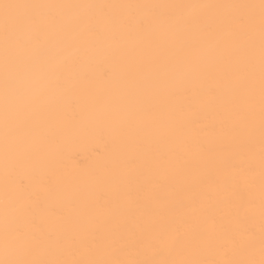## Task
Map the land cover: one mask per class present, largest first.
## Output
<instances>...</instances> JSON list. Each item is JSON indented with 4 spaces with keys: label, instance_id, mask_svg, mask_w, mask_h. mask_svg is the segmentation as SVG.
Masks as SVG:
<instances>
[{
    "label": "bare ground",
    "instance_id": "1",
    "mask_svg": "<svg viewBox=\"0 0 264 264\" xmlns=\"http://www.w3.org/2000/svg\"><path fill=\"white\" fill-rule=\"evenodd\" d=\"M9 2L259 4V0ZM234 11L215 10L223 16ZM80 14L86 16L89 10ZM128 30L135 31L131 25ZM242 31L222 29L207 45L198 41L183 45L158 29L137 38H108L71 69L64 87L48 91L23 109L17 121L20 143L7 158L8 190L31 208L40 224L39 235H28L23 242L41 251L59 248L67 255L73 237L79 238L85 227L100 228L109 236L108 243L119 245L133 239V229L137 236H154V227L165 223L168 241L182 242L185 255L199 246L201 258L219 259L213 248L216 229L208 224L207 215L194 213L193 208H206L226 225L236 212L243 219L245 184L234 165L241 158L245 133L242 125L235 131L230 125L221 126L220 116L207 106L203 83L209 77L220 83L218 111L234 93H242L237 72L245 56ZM178 64L197 65L199 72L188 70L174 84L168 73ZM213 122L216 132L202 137L203 150H184L179 157L172 154L180 138ZM133 158L136 164L129 166ZM5 164L0 106V199ZM53 207L59 214L49 216L47 209ZM177 223L186 229L179 236ZM237 240L243 242L239 235ZM77 258L94 257L81 250ZM140 258L181 257L165 244L159 251L147 249Z\"/></svg>",
    "mask_w": 264,
    "mask_h": 264
},
{
    "label": "snow or ice",
    "instance_id": "2",
    "mask_svg": "<svg viewBox=\"0 0 264 264\" xmlns=\"http://www.w3.org/2000/svg\"><path fill=\"white\" fill-rule=\"evenodd\" d=\"M85 9L89 14L82 16L80 10ZM218 9L235 11L223 16L216 14ZM116 10H122L121 14ZM129 25L134 27V32L128 30ZM234 28L242 29L245 39L244 62L237 69L242 93H234L223 111H218L220 83L209 77L203 83V91L209 110L220 116L221 126L230 125L234 131L243 126L242 155L234 166L244 179L241 196L244 216L242 219L236 212L226 225L219 216L208 214L206 208H193L194 213L207 215L208 224L216 229L213 248L220 258H201L199 246L185 255L182 242L168 241L165 223L154 227V236H137L133 229V239L119 245L108 243L109 236L101 234L100 228L91 231L85 227L79 238L73 237L67 255L59 248L41 251L24 243L26 236L39 235L40 224L31 208L8 190L7 158L20 143L17 121L21 111L39 96L64 87L71 69L108 38H137L158 29L183 45L196 41L207 45L222 29ZM74 49L83 55H74ZM188 70L199 72L197 65L178 64L168 74L175 84ZM0 71L6 160L5 188L0 199V264H264V0H259V4H70L0 0ZM227 82L233 83L231 76ZM180 107L183 109L185 105ZM215 132L216 122L195 127L193 135L178 140L172 154L179 157L184 150H203L202 137ZM128 164L135 166V158ZM47 214L58 215L59 210L49 208ZM182 230L186 231L177 223V236ZM238 235L243 242L237 240ZM165 244L174 248L181 258L161 261L140 258L147 249L159 251ZM81 250L94 258H77Z\"/></svg>",
    "mask_w": 264,
    "mask_h": 264
}]
</instances>
